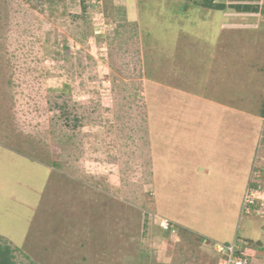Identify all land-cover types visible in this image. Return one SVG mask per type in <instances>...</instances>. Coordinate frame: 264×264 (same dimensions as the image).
I'll return each instance as SVG.
<instances>
[{
	"label": "rangeland",
	"instance_id": "obj_1",
	"mask_svg": "<svg viewBox=\"0 0 264 264\" xmlns=\"http://www.w3.org/2000/svg\"><path fill=\"white\" fill-rule=\"evenodd\" d=\"M197 1L0 0V243L16 264H220L216 244L161 227L234 220L235 194L191 172L217 164L205 125L261 133L248 217L264 218V25Z\"/></svg>",
	"mask_w": 264,
	"mask_h": 264
},
{
	"label": "crops",
	"instance_id": "obj_2",
	"mask_svg": "<svg viewBox=\"0 0 264 264\" xmlns=\"http://www.w3.org/2000/svg\"><path fill=\"white\" fill-rule=\"evenodd\" d=\"M222 3L227 6L248 5L256 7L257 11L247 13H238L232 9L229 10L234 15L240 16L244 23L252 22L254 28L264 25V0H223ZM188 128L192 130V126ZM244 128L236 127L233 123L203 126L205 130L202 140L208 142L212 149L209 148L205 152L202 151L200 153L207 152L208 155L212 156L210 157L212 159L211 162H216L219 165H211L210 169L207 165L202 170V173L198 169L193 170V168V171H191L196 176H205L207 178L206 183L212 184L208 188L207 193L213 195L220 191L221 188L222 190L226 189L231 194H235L233 204L227 203L228 205L223 207V210L227 213V217L231 216L234 220L228 222L226 218H223L222 221H219L212 215L204 219L206 226L203 230L198 227L197 223L199 221H196L195 218L191 221H184L181 217L177 219V223L172 219H168V217H164L163 220L177 227V230H187L191 234H195L213 244L237 241L244 246L247 252L251 253V264H264V218L242 215V203L250 186L249 181L252 176L253 162L256 157L254 154L257 151V146H260L261 133L251 132L249 136H246ZM207 129L211 130V132L207 131ZM254 145L256 146L255 149L253 147ZM217 177H221L220 184L218 181H214ZM223 235L226 236L225 239L220 240ZM202 243L206 246L204 242Z\"/></svg>",
	"mask_w": 264,
	"mask_h": 264
},
{
	"label": "built area",
	"instance_id": "obj_3",
	"mask_svg": "<svg viewBox=\"0 0 264 264\" xmlns=\"http://www.w3.org/2000/svg\"><path fill=\"white\" fill-rule=\"evenodd\" d=\"M261 187L258 185H252L246 193L244 204H243V214L250 215L252 213H258V200L256 199V194L259 195ZM161 227L165 231H173L174 226L166 221H163ZM216 249L221 253V263L220 264H250L249 260L251 256L248 254L246 249L240 243L233 242L231 244H216Z\"/></svg>",
	"mask_w": 264,
	"mask_h": 264
},
{
	"label": "trees",
	"instance_id": "obj_4",
	"mask_svg": "<svg viewBox=\"0 0 264 264\" xmlns=\"http://www.w3.org/2000/svg\"><path fill=\"white\" fill-rule=\"evenodd\" d=\"M197 5L215 11H224L226 9H232L238 13L257 11V8L253 6H248V5L227 6L223 3H217L216 0H198ZM0 264H16L14 257V248H12L6 242L0 243Z\"/></svg>",
	"mask_w": 264,
	"mask_h": 264
}]
</instances>
